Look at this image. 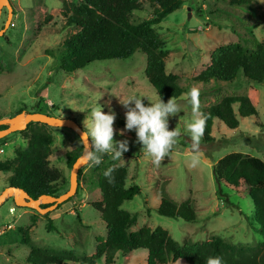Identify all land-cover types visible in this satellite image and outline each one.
<instances>
[{
  "label": "rangeland",
  "instance_id": "374dc122",
  "mask_svg": "<svg viewBox=\"0 0 264 264\" xmlns=\"http://www.w3.org/2000/svg\"><path fill=\"white\" fill-rule=\"evenodd\" d=\"M78 3V0H68ZM252 9L230 6L221 0H182V6L153 26L163 44L166 74L181 78L183 90L176 100L181 112L169 117V130L181 133L170 156L160 166L153 157L142 151L135 130H125L126 112L121 103L131 97L143 98L150 106L158 96L144 76L146 57L136 52L131 58L95 61L85 68L66 75L58 63L46 55L74 34V27H65L59 0H9L15 14L0 37V119L13 117L21 110L40 112L57 118L73 119L85 130L84 121L96 102L105 114L115 112L114 140H128L129 151L119 160L110 155L99 165L88 162L78 176V189L71 201L47 216L53 229H47V218L36 211L18 208L11 199L0 206V264H25L31 247L72 251L77 257L94 254L97 238L104 239L106 231L99 213L90 205L100 200L97 179L100 169L107 165L127 169L126 187L135 184L140 195L125 202L122 208L135 215L136 224L129 231L147 227H161L179 245L184 241L206 242L213 239L238 246L254 247L262 242L254 223L252 203L243 193L230 191L224 185L217 194L213 168L216 162L229 153H241L264 161V82H249L240 72L230 84L212 81L203 85L194 81L196 75L210 64V54L219 46L241 43L250 46L254 37L264 42V0H253ZM153 8L142 1L139 9L129 14L136 25L152 17ZM8 12L0 16V29L6 23ZM192 88L200 91L201 110L218 104L225 97H247L256 111V117L239 118L236 129L230 130L213 121L212 142L203 144L196 167L191 166L192 105L188 95ZM121 102V103H120ZM134 107V104L131 105ZM236 110V108H235ZM91 119L87 124L91 127ZM51 133L49 166L60 173L56 196L69 188L70 168L66 164L68 153L82 146L79 137L71 130L46 127ZM26 139L21 132L0 139V162L11 161L17 149H24ZM71 148L72 150H66ZM10 172H0V192L7 187ZM180 205L189 200L196 214L193 223L158 215L161 197ZM15 211L9 213L8 209ZM25 236L28 243H25ZM146 251L137 250L128 256L115 255L113 264H146ZM187 264L176 260L169 264ZM73 264V263H67ZM96 264H105L101 258Z\"/></svg>",
  "mask_w": 264,
  "mask_h": 264
},
{
  "label": "trees",
  "instance_id": "16d2710c",
  "mask_svg": "<svg viewBox=\"0 0 264 264\" xmlns=\"http://www.w3.org/2000/svg\"><path fill=\"white\" fill-rule=\"evenodd\" d=\"M65 27H74L77 31L68 37L61 46L46 51V55L58 63V68L66 75L85 68L92 62L103 60H121L131 58L136 52L146 57L144 76L155 90L158 99L167 103L169 99L178 100L183 90L181 78L166 74L163 44L153 26L158 25L168 15L182 6V0H78L72 3L59 0ZM142 1L153 8L152 17L139 24L129 21V14L139 9ZM230 6L252 9L253 0H221ZM15 6L12 5V15ZM250 46L235 42L217 47L210 54V64L194 78L195 82L208 85L230 84L241 72L249 81L257 84L264 82V42L254 37L249 39ZM145 106H149L144 103ZM236 108V110H235ZM209 118L206 121L203 144L213 141L211 128L213 121L222 123L234 130L239 118L256 117L257 111L247 97H225L218 104L202 109ZM21 110L18 112L20 113ZM40 113V112H39ZM5 126H1L4 129ZM26 139L24 149H17L11 161L0 162V172H10L8 186L22 189L31 198L55 196L63 189L59 186L60 173L50 167L49 156L53 137L42 124H29L21 132ZM82 146L66 156V164L71 169L81 155ZM107 154L102 158H107ZM114 168V182L109 183L104 172ZM81 174V169L78 176ZM217 194L224 185L230 191L243 193L254 209V223L262 242L254 247H238L221 239L206 242H175L169 233L161 227L150 229L143 227L131 232L137 218L122 208L125 202L140 195V187H126L127 169L123 166L107 165L100 169L97 186L100 200L90 203L100 215V221L106 231L104 239L97 238L94 254L77 257L72 251L31 247L25 264H96L103 259L105 264H113L115 255L124 256L137 251H146V264H169L183 260L187 264H206L209 257H221L223 264H264V161L257 157L241 153H229L219 159L213 168ZM71 201V198L60 206ZM58 206L57 209L60 207ZM46 205H41V208ZM157 213L167 218H177L193 223L197 217L189 200L175 205L171 200L161 197ZM47 218V229H53L52 220ZM25 243L28 238L25 236Z\"/></svg>",
  "mask_w": 264,
  "mask_h": 264
},
{
  "label": "clouds",
  "instance_id": "9594fccd",
  "mask_svg": "<svg viewBox=\"0 0 264 264\" xmlns=\"http://www.w3.org/2000/svg\"><path fill=\"white\" fill-rule=\"evenodd\" d=\"M188 95L190 96L194 117L193 122L188 125V131L191 133L190 147L193 153L191 166L196 167L202 153L201 141L209 116L201 111L199 89L192 88ZM142 100L143 98L140 97H131L127 102H120L127 109V112L125 114V130L120 131L119 135L124 136L125 131L135 130L137 143L143 146L142 151H146L153 157L154 165L160 166L165 157L170 156L181 135L177 128L172 131L169 130V117L177 116L181 112L180 106L174 97L169 99L167 103L159 98L155 103L150 102V106H145ZM133 104L134 107L131 106ZM89 118L92 121L91 127L87 124ZM115 120V112L109 110L105 114L102 107L96 102L84 121L85 130L81 136L84 147L82 161L99 165L105 154L110 155L113 160H119L122 158L123 153L129 151L128 140H114L116 135ZM89 139H91V145L87 143ZM66 150L71 151L72 149L68 148ZM113 171L114 168H109L104 172V176L110 184L114 182ZM179 264H181L180 261ZM206 264H223V260L219 256L209 257Z\"/></svg>",
  "mask_w": 264,
  "mask_h": 264
},
{
  "label": "water",
  "instance_id": "95a60500",
  "mask_svg": "<svg viewBox=\"0 0 264 264\" xmlns=\"http://www.w3.org/2000/svg\"><path fill=\"white\" fill-rule=\"evenodd\" d=\"M8 12L7 20L2 29H0V37L6 31L11 17H12V5L9 0H0V16L3 9ZM42 124L46 127L51 128H64L73 131L81 140L82 133L84 129L80 127L73 119L70 118H57L39 112L26 113L24 111L14 115L13 117H7L0 119V127L5 126L4 129L0 130V139L13 134L24 131L29 124ZM82 142V153L75 160L71 169L69 177V188L66 192L58 196H40L37 199L31 198L22 189L7 186L0 192V206L7 200L11 199L14 205L18 208H27L41 215L49 214L57 209V207L68 199L72 198L78 189V172L85 166L88 162L82 161L81 157L84 152L83 141ZM91 145V139L87 141ZM41 205H46V207L41 208Z\"/></svg>",
  "mask_w": 264,
  "mask_h": 264
},
{
  "label": "built area",
  "instance_id": "2783aa9c",
  "mask_svg": "<svg viewBox=\"0 0 264 264\" xmlns=\"http://www.w3.org/2000/svg\"><path fill=\"white\" fill-rule=\"evenodd\" d=\"M3 152H4V150L3 149H0V153H3ZM8 211H9V213H13L15 211V208L14 207H10L8 209Z\"/></svg>",
  "mask_w": 264,
  "mask_h": 264
}]
</instances>
